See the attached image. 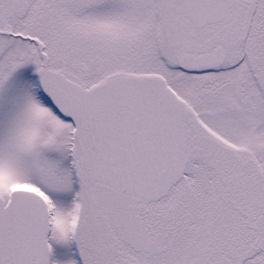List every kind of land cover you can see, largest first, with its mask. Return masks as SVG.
Masks as SVG:
<instances>
[{
	"label": "snow or ice",
	"instance_id": "obj_1",
	"mask_svg": "<svg viewBox=\"0 0 264 264\" xmlns=\"http://www.w3.org/2000/svg\"><path fill=\"white\" fill-rule=\"evenodd\" d=\"M0 264H264V0H0Z\"/></svg>",
	"mask_w": 264,
	"mask_h": 264
}]
</instances>
